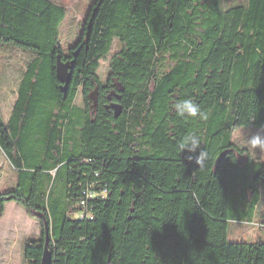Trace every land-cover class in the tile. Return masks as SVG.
I'll return each instance as SVG.
<instances>
[{"label": "trees", "instance_id": "trees-1", "mask_svg": "<svg viewBox=\"0 0 264 264\" xmlns=\"http://www.w3.org/2000/svg\"><path fill=\"white\" fill-rule=\"evenodd\" d=\"M66 16L52 0H0V43L34 55L10 119L0 111V148L17 174L0 219L16 202L41 226L26 259L40 264L47 247L52 264H264V241L228 239L230 221H254L264 190V160L233 140L264 129V0H94L67 49ZM188 98L206 119L176 116L172 104ZM193 134L208 153L200 168L178 148ZM88 179L107 196L79 221Z\"/></svg>", "mask_w": 264, "mask_h": 264}, {"label": "rangeland", "instance_id": "rangeland-1", "mask_svg": "<svg viewBox=\"0 0 264 264\" xmlns=\"http://www.w3.org/2000/svg\"><path fill=\"white\" fill-rule=\"evenodd\" d=\"M67 9V16L60 26L61 44L67 49L81 36L85 19L94 0H52ZM248 4V0H222V8ZM117 40L107 60L101 61L98 74L103 83L106 82L110 72L109 61L111 55L117 50ZM34 58L31 52L23 51L14 46H4L0 43V111L3 119L7 121L14 107L16 95L19 92V81L28 63ZM7 95L6 101L3 99ZM76 104L82 105V96L79 93ZM245 133H255L264 129L247 126L239 129L234 136V142L241 148H246ZM253 160H264V153L250 152ZM0 193L13 190L17 187V177L12 172L13 166L0 150ZM56 192L62 193V183L58 182ZM12 202L0 219V264H30L25 257V248L31 242L40 238V223L32 217L26 209ZM264 190L256 209V216L251 223L230 221L228 239L230 242L254 243L264 241Z\"/></svg>", "mask_w": 264, "mask_h": 264}, {"label": "clouds", "instance_id": "clouds-1", "mask_svg": "<svg viewBox=\"0 0 264 264\" xmlns=\"http://www.w3.org/2000/svg\"><path fill=\"white\" fill-rule=\"evenodd\" d=\"M171 107L175 111L176 116L180 118H207L201 107L191 98L178 100L173 103ZM242 132L246 141V150L252 153H264V130L255 133H245L243 130ZM202 146V142L198 135L193 134L182 140L178 148L181 153L187 151L190 154L188 156L189 161L195 156L196 163L200 168L206 164L208 157L207 151L204 146Z\"/></svg>", "mask_w": 264, "mask_h": 264}, {"label": "built area", "instance_id": "built-area-1", "mask_svg": "<svg viewBox=\"0 0 264 264\" xmlns=\"http://www.w3.org/2000/svg\"><path fill=\"white\" fill-rule=\"evenodd\" d=\"M97 182L88 179L86 183H81V194L78 197V209L71 213V217L79 221H86L93 219L92 209L90 202L95 197L106 198L107 189H97ZM30 264L31 261L29 260Z\"/></svg>", "mask_w": 264, "mask_h": 264}, {"label": "water", "instance_id": "water-1", "mask_svg": "<svg viewBox=\"0 0 264 264\" xmlns=\"http://www.w3.org/2000/svg\"><path fill=\"white\" fill-rule=\"evenodd\" d=\"M69 64H59L58 67V75L62 81L68 82L70 80V73H69ZM92 99L96 100V91H94L91 95ZM118 99H120V96H118ZM107 108H110L114 114L115 118H119L123 111V105L120 102H113L110 105H107ZM53 263V254L52 252L46 247L41 258L40 264H52Z\"/></svg>", "mask_w": 264, "mask_h": 264}, {"label": "crops", "instance_id": "crops-1", "mask_svg": "<svg viewBox=\"0 0 264 264\" xmlns=\"http://www.w3.org/2000/svg\"><path fill=\"white\" fill-rule=\"evenodd\" d=\"M23 75H24V72H23ZM23 75H22V78H23ZM22 78H21V80H22ZM21 80L19 81V85L21 84ZM7 95L8 94H6V95H4L3 97V99L6 101V99H7ZM17 96L18 95H16V98H15V103H16V101H17ZM15 103H14V105H15ZM13 111V110H12ZM11 115H12V112H11ZM11 115H10V117H11ZM10 117H9V119H10ZM8 119V120H9ZM7 120V121H8ZM0 150H1V148H0ZM1 152H2V155L3 156H5V154L3 153V151L1 150ZM13 169H14V167H13ZM12 172L14 173V175H15V177H17V174H16V171H15V169L14 170H12ZM0 174H1V172H0ZM9 204H11L12 205V202H9L7 205H6V208H7V206L9 205ZM15 206V208H18V204L17 205H14Z\"/></svg>", "mask_w": 264, "mask_h": 264}, {"label": "flooded vegetation", "instance_id": "flooded-vegetation-1", "mask_svg": "<svg viewBox=\"0 0 264 264\" xmlns=\"http://www.w3.org/2000/svg\"><path fill=\"white\" fill-rule=\"evenodd\" d=\"M113 102H115V101H113V99L110 97L108 105L112 104ZM106 108H107V105H106ZM107 109L112 112V110L110 108H107Z\"/></svg>", "mask_w": 264, "mask_h": 264}]
</instances>
